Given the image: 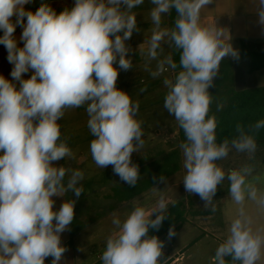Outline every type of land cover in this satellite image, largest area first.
Returning <instances> with one entry per match:
<instances>
[{
  "label": "clouds",
  "instance_id": "obj_1",
  "mask_svg": "<svg viewBox=\"0 0 264 264\" xmlns=\"http://www.w3.org/2000/svg\"><path fill=\"white\" fill-rule=\"evenodd\" d=\"M149 2L152 34L147 49L141 47L145 41L138 48L146 58L145 70L153 78L164 73L166 66L175 72L177 64L171 55L160 59L162 44L180 51L181 70L163 81L168 89L164 108L174 115L186 137L180 145L186 191L198 194L205 208L215 211L213 197L226 178L236 204L243 205L247 194L264 209V194L258 195L256 187L246 183L250 167L229 170L226 175L217 164L228 156L230 146L227 139L216 142L217 122L214 116L208 117L212 102L208 89L222 59L238 58L229 30L217 26L215 19H202V10L212 0ZM31 3L0 0V45L12 65L11 79L0 74V264H44L49 256L53 257L51 264H59L66 251L60 234L74 220L76 200L68 199L54 211L53 197L71 191L79 198L83 188L78 185L85 175L80 169L54 164L74 158L61 139L58 123L66 109L86 108L87 127L95 137L90 143L93 161L101 169L112 165L113 172L130 186L140 178L131 155L145 144L142 121L136 119L139 103L116 87L119 70L133 68L126 42L134 31H140L133 10L145 0H75L74 6L60 12L44 0L35 11L26 9ZM259 4V22L264 24V0ZM173 9L174 27H162V17ZM17 27L22 29L19 42L14 35ZM154 60L152 70L149 65ZM30 71V78L25 79ZM251 127L264 128V120ZM236 131L231 148L254 154V137L239 124ZM167 207L161 191L151 211L134 206L123 223L114 218L118 231L107 239L103 264H159L163 242L148 236V231L159 228ZM154 213L159 214L152 219ZM251 224L241 208L215 252V264H226V257L240 264H256L264 235L254 232ZM173 235L170 229L169 238Z\"/></svg>",
  "mask_w": 264,
  "mask_h": 264
},
{
  "label": "crops",
  "instance_id": "obj_2",
  "mask_svg": "<svg viewBox=\"0 0 264 264\" xmlns=\"http://www.w3.org/2000/svg\"><path fill=\"white\" fill-rule=\"evenodd\" d=\"M69 1H71V3ZM69 1L44 0L45 3L50 4L53 8H57V6L58 7L62 6L65 3H70L74 5L75 0H69ZM40 3L41 0H33V3L26 5L25 7L26 9L35 11L39 7ZM151 7L152 5L149 2L144 7L142 6L137 7L136 11H140L143 8L144 10L145 9L150 10ZM260 7L261 5L259 4V0H212V2L206 5L205 9L202 10V19L204 18V16L209 19H215L217 26L227 28L232 37L231 39L232 46L235 50H237L238 55L240 54V50L242 46H245L253 51H262L264 49V24H261L259 22L260 18L258 12L260 10ZM167 20H168V14L166 13L162 18V27L169 28V25L167 24ZM137 24L138 27L140 28V31L138 32L134 31L132 37L130 38V40L126 42V44L129 45L131 48V52L128 55L133 56L132 60H135L137 64L141 67L143 64L142 61L143 55L139 54L138 48L139 45H141L145 41V43L141 45V47L145 50L147 49V41L152 34L153 24L151 20H146V21L142 20V22L139 21L137 22ZM21 32L22 29L20 27H17L14 33L18 42ZM2 34L3 33L0 32V35ZM19 46L21 47L23 46L22 42L19 43ZM162 47L164 48L165 51H167V56L171 55V48L168 43H163ZM6 56H7L6 49L4 48L3 45H0V74L4 75L8 79H11L10 72L12 69V65L8 63ZM166 69H167L166 71H170L171 76L169 77V79H173L174 77H173L172 69L167 68V66ZM31 74H32L31 71L29 73L24 74V78L25 79L30 78ZM232 77H233V88L236 91H241L247 88L264 86V68L251 73L249 72V64L247 60H234L232 66ZM142 80L146 82V79L141 78L140 81ZM128 84L136 86V83L133 80L132 82L127 81L126 85L128 86ZM147 84L150 85V88L148 89L147 86H145ZM147 84H143V87L145 86L146 88V91L145 92L143 91L144 93L143 92L141 94L137 93L138 98L145 99L146 97L144 94H148L149 90L158 89L157 91L161 92V95L162 94L166 95L168 92V89L164 85L162 79L153 80L149 83L147 81ZM164 100L165 98H162L158 103L156 102V105H159V108L162 110L165 109ZM152 109L154 108H151V110ZM167 114H169L168 111L166 114H164V116ZM172 117L173 118L171 119V121L168 120V122H171L170 125L168 122H166L168 124L165 123L164 125H162V127L165 128L164 129L162 128L160 129V131L158 130L157 132L155 131V135L152 138H149V140H151V142L157 140L158 142L156 144H160L164 141L163 139L167 138L170 140L172 137L175 138L174 140L178 143V145L166 151L169 152L175 148H179L181 152V158H183V150L181 149V147H179L178 122L175 120L174 116ZM58 123L60 124V121H58ZM142 131L143 132L146 131L144 124H142ZM61 139H62V132H61ZM87 149L89 152L88 155L85 156L84 152L80 153L81 155L79 154L75 169L82 167L83 164L88 161V159L92 158L90 148ZM149 152L153 153V151H149ZM136 153L137 154H134L131 157V161L133 159L137 160L138 157L142 158L144 155L143 152H136ZM228 157L229 154L226 158ZM232 157L235 158L234 161H232L231 163L232 167H230V170H238L236 169L235 164H237V167L240 170L243 166H245V165H240V163L244 162L243 161L244 158H248L243 156V154L241 153L237 155L234 154L232 155ZM75 159L76 156L72 158V160ZM66 160H69V158H65V161L63 159L59 161H55L54 164L55 166L59 167L61 165H65V163L67 162ZM249 160L251 159H248V161ZM110 166L112 172L110 181L105 186L90 191L87 194V198L78 205V206H82L81 208L78 207L77 213H78V217L85 223V228L78 234L74 235L72 238L70 235V226L67 230H65L60 234L62 246H66L71 241V239L72 241H71V245L67 247L66 251L63 253L62 259L59 261V264H95L98 261H100L102 254L106 249V243L102 244L101 240H99L100 237L97 238V235L100 233L99 231L96 230V228L98 227L99 224H103V223L108 224V226L110 225L111 227L107 237L111 236L114 232L118 231L116 226L112 223L113 219L119 218L120 220H122L123 218L122 215L125 214L126 207L128 205H133L134 202L138 200L137 199L138 196H137L129 202H123L121 204L115 203L116 201L113 198L112 195L113 193L111 194V191H113V189L118 185L120 186L124 185L125 182L120 180V177L113 172V166L112 165ZM256 166L257 164H255V167ZM255 167L254 166L252 167L253 170ZM106 190H109V192H107ZM68 199L71 200V198H69V192L62 197H53L54 200L53 210L58 211L61 205ZM102 200L113 203L115 208H111L110 210L95 208L97 205H99V202H101ZM226 202L228 204H226ZM176 203H174V205ZM224 203L225 204L222 206V208H220V215L216 223H214L213 221H209L208 219L209 217L203 216L202 214H196L195 216H193V219L195 220H192V217L191 216L188 217L186 213L185 217L187 219V222H185L182 225V227L175 233V235L169 238L167 233L166 235L158 238L160 241L163 242L162 256L160 257L161 261L159 262V264H205L206 262L205 260L209 259V256H207L205 253L206 250L204 249L203 241L209 239L210 242L213 243V245L217 249L218 246L221 243H223L224 240L229 235L230 224L235 218L239 216V211L241 208H243L245 215L251 218L252 223L253 221H255L258 224L260 223L259 228L257 229L258 227L257 226L254 232L259 230L261 234L264 235V224H263L264 217L263 215L255 216V217L252 216L251 203L249 198H245L243 205H238L232 200L229 193L227 199L224 200ZM229 205L232 207V209L230 210V215L228 214V209H227ZM90 207H92V209H90ZM99 210H101L99 212L101 214L96 216L95 211H99ZM167 212L163 213V215L166 214ZM113 213L115 214V217L113 216ZM152 219H155V216ZM251 227H253L252 224ZM190 228H194L193 229L195 230L194 233L191 236L188 235L186 237L183 236V233L189 232ZM215 252L213 251L210 254L211 257L210 263H206V264H215L213 259L215 256ZM48 259L50 260L48 261L47 264H51L53 257L49 256L45 258V260ZM236 264H240V262H237ZM256 264H264V247H262L261 249V258L256 262Z\"/></svg>",
  "mask_w": 264,
  "mask_h": 264
},
{
  "label": "rangeland",
  "instance_id": "obj_3",
  "mask_svg": "<svg viewBox=\"0 0 264 264\" xmlns=\"http://www.w3.org/2000/svg\"><path fill=\"white\" fill-rule=\"evenodd\" d=\"M69 2L71 3V1ZM70 3H65L64 5L59 6V7L57 6V8H54V9L57 12H60L65 7L70 8L74 6L73 4H70ZM147 3H149V0L147 1L145 0V3L141 6L144 7L145 5H147ZM136 10L137 9H135V12L137 14V17H136L137 22L139 21L142 22V20L144 21L151 20L150 15H149L150 10H146V9L144 10V8L141 9L140 11H136ZM164 56H167V51L165 50L163 51V53H161L160 59H163ZM129 57L132 60L133 56L129 55ZM142 61H143V64L141 67L137 64L135 60H132V63H133L132 69L127 70V71L119 70L116 87L128 93V95L130 96L133 102L139 103V110H138L136 119H138L139 121H142V124L145 125L146 131L143 132L144 133L143 139L145 141L144 148L138 152H143V154L146 155L147 152L149 151L156 152L160 148H163L165 150H170L173 147H176L178 143L174 140L175 138L173 137L170 140L167 138H166L167 140L163 139L165 142L163 141L160 144H156L158 142L157 140L154 142H151V140H149V138H152L155 135V131L157 132L158 130L160 131V129L162 128L164 129L165 127H162V125L168 122V120L171 121V119L173 118L172 116L174 115L167 114L164 116V114L167 113V110L166 109L162 110L159 108V105H156V102L158 103L162 98H165L166 96L164 94L161 95V92L157 91L158 89L149 90L148 94H144L146 97L145 99L138 98L137 93L138 94L142 93L140 89L145 88L143 87V84H147V81L148 83L153 80H159V79H162L164 81L165 78L169 79L171 75H170V71H165L159 77L153 78L150 75V72L145 70V62H146L145 56H143ZM156 63L157 62L155 60L152 61L149 67L152 70H155ZM115 66L118 68V63ZM141 78L146 79V82L140 81ZM132 80L136 83V86L128 84L129 86L128 87L126 85V82L127 81L132 82ZM148 88L150 87L147 86V89ZM151 108H154V109L151 110ZM87 121H88V115L86 113L85 107L66 109L63 118L60 120L62 139L66 140L68 147L70 149L72 148L71 151L73 152V155L76 156L75 160H72V159L66 160L67 162L65 163V167L70 166L73 169H75L79 154L84 152L86 156L89 153L87 148H90V143L93 139H95V137L91 135L88 129ZM168 123L170 125L171 122H168ZM239 153L240 152H237L234 148H231V145H230V151L228 153L229 157L224 158L220 161H217L218 166L222 167V170L225 171L226 175L229 172L230 167H232L231 163L232 161H234V158H235V157H232V155L234 154L237 155ZM134 154H137V153L133 152L131 157ZM241 154H243V156L248 157V158H244L243 160L244 162L240 163V165H245L247 167L252 168L253 166L255 167V164H257L254 170L252 168L251 174L246 177V183H249L255 186L256 189L258 190V195L264 194V149L256 148L255 153L251 155L248 153H241ZM248 159H251V160L248 161ZM183 160L184 158H182L181 160V169L178 173L171 176L164 183L157 185L153 187L152 189L148 190L147 192L139 195L137 198L138 200H136L133 205H128L126 207L125 214L122 215L123 218L121 222L124 219H126V217L128 216V214L130 213V211L133 209L134 206H142L146 210L151 211L155 207L156 202L161 195V191H163V195L165 196L168 202V207L165 212L169 211L170 208L174 206V203L181 202L185 205L186 213L188 217L189 216L192 217V220H195L193 219V216H195L196 214H202L203 216H206V217L208 216L209 221H213L214 223H216L220 215V208H222V206L225 204L224 200L227 199V196L229 194V186H230L229 181L225 178V180L217 187V192L215 196L213 197V204L215 206V211H211L210 208L206 209L205 201H203L198 194L189 193L185 189L183 177L186 174V170L183 167ZM235 165H236V169L239 170V168L237 167V164ZM77 169L82 170L85 174L84 179L80 182V185L78 186H82L83 193H87V194L90 191H93L102 186H105L110 181V177L112 176L110 165L103 169L98 168L92 158L88 159V161L85 162L82 167H79ZM65 179L67 180V177ZM106 191L109 192V190H106ZM83 193H81V195ZM112 193L113 192L111 191V194ZM246 198H248L247 194H246ZM250 203H251L252 216L255 217V216L263 215L264 217V209H261L260 207H258L257 204L251 199H250ZM226 204L228 203L226 202ZM112 205L113 203L102 200L101 202H99V205H97L95 208L110 210L112 208ZM90 209H92V207H90ZM227 209H228V214L230 215V210L232 209V207L229 205ZM100 211L101 210L95 211L96 216L101 214L99 213ZM158 214L159 213H154L151 218H153L154 216ZM259 224L253 221L252 223L253 231L255 230L257 226H258L257 229L259 228ZM110 227H111L110 225L108 226V224L103 223V224H99L98 227L96 228V230L99 231L100 233L97 235V238L100 237L99 240H101L102 244L107 242V239H108L107 235L109 233ZM193 229L194 228H190L189 232H184L185 234L183 233V236L185 237L187 235L191 236L195 231ZM203 243H204V249L206 250L204 251L206 255L209 256V259L205 260L206 261L205 264H206V263H210V259H211L210 254L213 251L215 252L217 249L213 245V243L210 242L209 239L204 240Z\"/></svg>",
  "mask_w": 264,
  "mask_h": 264
},
{
  "label": "trees",
  "instance_id": "obj_4",
  "mask_svg": "<svg viewBox=\"0 0 264 264\" xmlns=\"http://www.w3.org/2000/svg\"><path fill=\"white\" fill-rule=\"evenodd\" d=\"M175 19L176 12L173 9L171 14H168L167 24L169 28L174 27ZM171 57L177 64L175 72L172 70L174 77L181 70L179 67L180 51L175 49V47H171ZM234 60H247L249 72L252 73L264 68V49L262 51H253L242 46L238 58L227 57L222 59L219 72L213 78V84L208 89L212 99L208 117L214 116L217 122L216 142L220 144L227 139L229 145H231L232 139L238 136L236 126L239 124L244 128L245 132L254 137L257 149H264V128L254 130L251 127L257 121L264 120V86L236 91L233 88L232 77ZM145 86L150 87L148 84ZM218 105H222L219 110L217 108ZM178 129L180 147L181 143L186 142V137L183 130L179 127V124ZM138 159V161L133 159L132 163L138 165L140 178L135 186H130L125 183L113 189L112 195L116 204L131 201L153 187L160 185L181 169L182 158L179 148H175L169 152L160 148L158 151L146 153L142 159L140 157ZM160 177H164L165 179L162 181ZM69 198L76 200L74 220L70 225V235L72 238L85 228V223L78 217L77 210L78 207H82L78 205L87 198V193H83L79 198H76L75 194L70 191ZM112 208H115L114 205ZM164 215L166 218L162 221L159 228H149L148 236L160 238L169 233L170 229H173L176 233L187 222L185 217L186 207L181 202L172 206ZM71 241L64 247H69ZM49 260H45L44 264H47ZM225 260L226 264H236L238 262H233L231 257H226ZM95 264H103L102 259Z\"/></svg>",
  "mask_w": 264,
  "mask_h": 264
},
{
  "label": "built area",
  "instance_id": "obj_5",
  "mask_svg": "<svg viewBox=\"0 0 264 264\" xmlns=\"http://www.w3.org/2000/svg\"><path fill=\"white\" fill-rule=\"evenodd\" d=\"M167 70V69H166ZM142 82H144V80H142Z\"/></svg>",
  "mask_w": 264,
  "mask_h": 264
}]
</instances>
